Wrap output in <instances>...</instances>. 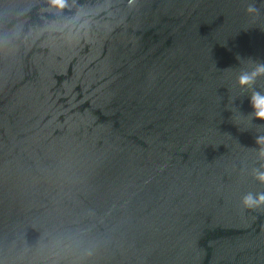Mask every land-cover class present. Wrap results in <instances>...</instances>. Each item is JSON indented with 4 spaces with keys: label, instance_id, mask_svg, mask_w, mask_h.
Listing matches in <instances>:
<instances>
[{
    "label": "water",
    "instance_id": "obj_1",
    "mask_svg": "<svg viewBox=\"0 0 264 264\" xmlns=\"http://www.w3.org/2000/svg\"><path fill=\"white\" fill-rule=\"evenodd\" d=\"M66 2L0 0V264H264V0Z\"/></svg>",
    "mask_w": 264,
    "mask_h": 264
},
{
    "label": "clouds",
    "instance_id": "obj_2",
    "mask_svg": "<svg viewBox=\"0 0 264 264\" xmlns=\"http://www.w3.org/2000/svg\"><path fill=\"white\" fill-rule=\"evenodd\" d=\"M131 2V0H130ZM50 6L63 10L68 7L66 0H50ZM261 6H264L262 4ZM250 13H258L259 8L255 4H250L247 9ZM264 30V29H262ZM264 76V64H257L256 68L251 72H244L238 77V83L241 87L251 86L255 83L256 77ZM251 106L255 113V118L264 120V95H261L259 91L253 90L250 99ZM255 143L260 145L259 154L264 159V137H256ZM264 167V165H262ZM255 179L264 184V171H257ZM242 207L249 210H257L264 207V193H258L255 197L249 193L241 201ZM88 261L93 259L92 253H89L86 258ZM72 264H83L81 260L73 259Z\"/></svg>",
    "mask_w": 264,
    "mask_h": 264
}]
</instances>
